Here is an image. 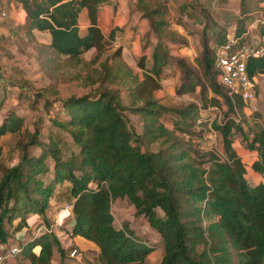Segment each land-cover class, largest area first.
Here are the masks:
<instances>
[{"label": "trees", "instance_id": "obj_1", "mask_svg": "<svg viewBox=\"0 0 264 264\" xmlns=\"http://www.w3.org/2000/svg\"><path fill=\"white\" fill-rule=\"evenodd\" d=\"M108 1L17 0L24 12L21 24L12 15H0L2 25L16 24L28 40L35 41L33 29L49 32L50 41L35 46L38 68L49 83L31 98L24 96L31 104L41 98L46 112L56 103L58 108L48 113V120L71 142L64 154L60 138L51 130L43 134L37 125L24 128L21 115L6 112L0 136L8 134L6 143L17 151V160L0 169V242L24 228L28 236L18 252L24 261L53 264V249L62 256L55 231L48 230L52 219L44 218L30 228L25 217L29 212L42 214L58 184L66 189L71 204L60 212L70 213L69 234L98 247L97 264H149L145 258L152 247L125 223L113 224L110 203L123 197L161 238L159 264H264V108L260 120L244 131L245 102L215 79V45H209V34H219L223 26L206 5L198 3L201 50L188 61L168 54L164 45L166 40L183 41L168 27L167 0H135L134 10L156 38L150 64L145 65L144 55L136 60L138 74L126 64L119 45L106 46L115 28L104 38L96 17L99 6ZM80 13L86 21L83 34L78 32ZM241 29L238 25L236 33ZM89 49L93 53L83 58ZM170 64L179 72L175 94L195 92V99L166 105L154 96L162 69ZM245 70L248 75L264 73V56L248 57ZM62 82L86 90L62 97L58 88ZM220 103L225 105L223 118L211 122L220 137L217 156L198 149L191 136L199 108ZM127 113L139 117L138 132L129 125ZM166 114L174 131L163 121ZM234 131L248 149L257 150L258 157L250 164L262 176L256 184L242 176L244 164L232 145ZM154 143L157 148L152 150ZM33 147L38 151L31 154ZM39 224L45 228L36 231Z\"/></svg>", "mask_w": 264, "mask_h": 264}, {"label": "crops", "instance_id": "obj_2", "mask_svg": "<svg viewBox=\"0 0 264 264\" xmlns=\"http://www.w3.org/2000/svg\"><path fill=\"white\" fill-rule=\"evenodd\" d=\"M167 1L169 10L168 27L176 31L183 38V41L180 42H170L168 40L164 41V45L168 54L170 55L181 56L188 61H192V59L199 54L201 50L199 33L203 24L199 11V4L206 5L211 16L219 25H222L224 28V30L219 34H209L210 46H214L223 42L227 35L234 36L237 40V44L264 43V0H211L210 2L212 3V6L207 5V0ZM134 2L135 0H109L108 2L99 6L96 19L103 36H105L104 38H106V35L110 29L115 28L113 38L108 40L109 44L106 46L119 45L121 47L122 57L126 64L130 66L133 71H136L138 74H140L141 69L136 66V60L140 55H144L145 65L147 66L150 64L151 52L156 44V38L148 30L146 20L141 18L139 13L134 10ZM12 17L15 19V23L21 24L24 20V12L19 7L17 16L12 15ZM240 18H242V22L238 24L237 20ZM238 25L242 26V29L237 34L236 28ZM85 26L86 21L84 20V15L83 13H80V20L78 22V32L80 34L84 33ZM32 33L36 42L48 43L50 41V34L47 30L33 29ZM39 34H42L44 37L42 39L39 38ZM38 71L40 72L39 68ZM169 71L171 74H168ZM169 76L174 78L172 79L173 84L179 81V72L173 64H170L162 69L160 87L154 91V96L161 103L165 102V99L169 94L174 95L173 87L170 91L165 90L166 88L163 85L164 81L168 80ZM254 80L255 86L257 85L259 92H262L264 90V73H258L254 75ZM85 90L86 88H84L82 92ZM258 101L261 102V106H257L255 101L251 106L244 105L242 108L243 118H249L247 115H250L251 118H254L255 115L258 116L262 112L264 108V102H262L261 97H259ZM54 105V108H58L56 103H54ZM3 117L1 118V121ZM250 124L253 125V122L251 121ZM248 136H250V134H248ZM231 138L235 152L244 164L245 171L242 176L249 184L258 183L262 180V176L259 172L251 169L250 167L252 161L258 157L257 150L248 149L245 145V141L242 140V137L239 133L231 135ZM32 149H36V147H33ZM32 149H30L31 154H34L38 151L31 152ZM53 194V198L50 199L48 206L42 214L31 212L25 214L26 221H28L30 224V228H32L31 226H33L36 222L41 221L44 218L51 220L54 217H57L55 234L60 241V245L63 248L64 253L62 256H60L57 251L53 249L51 255L52 263L97 264L95 257L98 253V247L93 242L79 235L70 236V213L65 212L64 215H61L62 213L55 212L56 208L61 206L65 200L67 201L68 197L66 196V189L63 186L57 184L54 188ZM61 226L64 228L61 229ZM60 235L62 236L59 237ZM27 236L28 231L24 230V228L14 233L12 232L7 236L4 242H0V250L2 246H19V244H21V242L24 241ZM70 246L77 247L81 250V259L78 260L68 255V248ZM1 264L29 263L24 261L20 257L19 253H17L14 256H9L5 262Z\"/></svg>", "mask_w": 264, "mask_h": 264}, {"label": "rangeland", "instance_id": "obj_3", "mask_svg": "<svg viewBox=\"0 0 264 264\" xmlns=\"http://www.w3.org/2000/svg\"><path fill=\"white\" fill-rule=\"evenodd\" d=\"M209 5L212 6L210 1ZM18 9L17 0H0V15H3L2 12H4L6 16H17ZM15 26H4L0 23V85L3 87V90L0 91V95H3L0 100V121L5 115L7 109L11 111L14 110L17 114L22 116L24 128L32 129L34 125H37L41 127V132L43 134H46L48 130H51L55 136L60 138L62 151L66 154L70 149L67 145L71 146L70 140L64 132L55 128L48 120V113L50 111L54 112L56 108H49V111L46 112L42 106L41 98H37V100L31 104L30 99L24 96L25 94H28L31 98L32 93L36 92V90L40 88H43V86L49 83V80L38 71L35 58L36 41L28 40L23 32L24 30ZM38 37L42 39L44 36L39 34ZM92 53L93 49H90L85 51L82 54V57L88 58ZM168 74H171L170 71ZM172 79L174 78L169 76L168 80H165L163 85L166 88H164L165 90L171 91L173 87L174 92L179 81L173 84ZM21 80H24L25 82L22 84ZM17 81H19V83L16 84L15 82ZM58 88L59 94L62 97H65L72 92L79 94L84 89L76 83L68 82L59 83ZM254 91V99L245 102V106H251L254 101L257 106H261V102L258 101L259 97H261L262 102H264V90L259 92L256 85ZM19 92L23 95L19 96ZM48 97H50V95ZM195 98V92L185 94H175L174 92V95H168L164 103L166 105H176L183 100ZM123 101H126V97H123ZM224 110L225 105L223 103H220L219 106L208 105L206 107L199 108L198 118L194 121L196 129L191 136L192 141L198 149L205 152H212L217 156L221 155L220 137L218 136V133L212 129L211 122L214 119L220 120L223 118ZM259 115H255L254 118H251L250 115H247L249 118L244 117L245 119L242 125L245 131H247V125L252 126V124H250L251 121L257 122L260 120ZM127 116L129 125L133 127L135 132H138L141 127L139 117L128 113ZM234 117L238 119V116L235 115ZM163 121L171 130L174 131L171 125V120L167 114L163 116ZM212 130L215 132L214 135ZM233 134H237V132L234 131L232 135ZM7 139L8 135L0 137V169L3 166L15 163L17 160V151L12 149L6 143ZM150 148L155 150L157 148V144H151ZM37 150V148L32 149L31 152H36ZM64 203H67V201L65 200L63 204ZM110 210L113 215V224L116 227H120L125 223L138 238L152 247L146 255V262L149 264H159L163 253L162 240L159 235L151 227H149L146 218L141 214H135L133 206L124 197L113 199L110 203ZM156 212L161 214L159 209H156ZM60 228L63 229L64 227L61 226ZM61 236L62 235L59 237ZM201 248L202 245L198 244L197 249L200 250Z\"/></svg>", "mask_w": 264, "mask_h": 264}, {"label": "built area", "instance_id": "obj_4", "mask_svg": "<svg viewBox=\"0 0 264 264\" xmlns=\"http://www.w3.org/2000/svg\"><path fill=\"white\" fill-rule=\"evenodd\" d=\"M3 14V12H2ZM264 56V43H241L237 44L234 36L227 35L225 40L215 45L214 50V67L216 68L215 79L228 87L229 92L238 93L244 102L251 101L255 97V80L254 74L248 75L245 70V61L248 57ZM213 135L214 131L212 130ZM70 203H64L56 209L57 212L69 210ZM57 217L49 223L48 230L55 231ZM43 224L36 227V231L44 229ZM20 250L18 245L2 246L0 250V264L5 262L9 256L16 255ZM68 255L81 259V253L76 247H71Z\"/></svg>", "mask_w": 264, "mask_h": 264}]
</instances>
